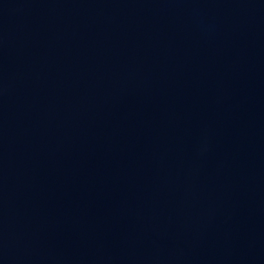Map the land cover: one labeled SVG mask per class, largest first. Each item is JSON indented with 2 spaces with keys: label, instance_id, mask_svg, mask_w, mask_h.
<instances>
[{
  "label": "water",
  "instance_id": "obj_1",
  "mask_svg": "<svg viewBox=\"0 0 264 264\" xmlns=\"http://www.w3.org/2000/svg\"><path fill=\"white\" fill-rule=\"evenodd\" d=\"M0 264H264V0H0Z\"/></svg>",
  "mask_w": 264,
  "mask_h": 264
}]
</instances>
